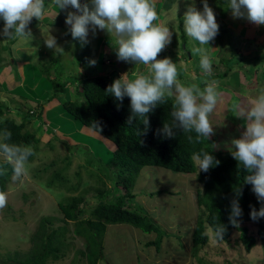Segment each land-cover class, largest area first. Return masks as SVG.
I'll return each instance as SVG.
<instances>
[{
  "label": "rangeland",
  "instance_id": "rangeland-1",
  "mask_svg": "<svg viewBox=\"0 0 264 264\" xmlns=\"http://www.w3.org/2000/svg\"><path fill=\"white\" fill-rule=\"evenodd\" d=\"M195 1L197 2L178 0L174 7L165 0L156 2L159 16L156 22H162L168 26L175 38L179 36L181 39V35H185L183 41L191 51L190 59L182 61L181 48L172 49L174 46L171 41L157 58H170L177 66L178 80L186 86L199 83V78H194L193 70L200 68V56L192 54V49L197 47L196 41L185 33L183 26L181 30L179 29L176 25L178 24L176 17L180 14L182 18V12L183 15L185 13L182 7H178L179 3L186 4L187 7L194 5L197 10L202 11L203 4L201 5L199 0ZM207 1L208 5L209 2L213 3L212 0ZM84 2L86 0H81V3ZM45 9L44 18L40 21L34 20L35 23L30 28L32 37L23 40L15 39L9 48L10 53L6 51V53H0V57H4V62H6L0 65V101L6 105L10 117L18 123L22 122V132H28L36 139L33 146L34 155L28 162V177L24 178L23 182H14L11 174L8 181L10 188L5 191L7 205L0 209V261L13 262L11 258L23 260L31 245L28 240L30 235L34 234L40 220L48 217L50 224L47 226V231L50 235L47 246L56 247L62 254L56 260L48 261L46 264H73L75 258L79 257V251L83 249L81 243H85L86 251L90 249V242L87 239V232L80 225L63 220L57 212L56 205L67 197L82 196L81 193H84L83 197L86 200L92 202L95 188H111V183L101 176L105 168L108 169L107 163L113 150L110 144H104L94 134L84 131L77 121L62 110L60 100L58 101L56 97L46 102L50 97L48 91L51 85L38 71L36 64L38 61L50 62L56 57V63L53 66L57 71L66 74L65 77L79 76L85 72L83 68H85L90 49L87 63L90 64L89 62L93 60L96 62L95 69L92 71L95 75L115 69L119 79L125 74L128 78L130 75L135 79L134 73L147 74L148 69L142 64L135 65L118 60L115 53L116 37L114 34L101 30L93 34L90 30L89 43L82 46L78 40L72 38L68 30L50 26L54 23L53 13L58 14L57 19L61 17L56 7L45 0ZM165 9L168 10L165 11ZM212 9L215 10L214 7ZM68 11L74 10L69 7ZM162 11L164 13H161ZM220 23L228 28L235 38L231 40L239 46V52L242 53L244 59L248 54L250 56L254 53L258 56L264 55V26H258L244 18H233L229 9ZM49 35L55 37L57 46L62 51L52 50L45 46L43 41ZM98 44H103L104 52ZM210 50L213 54L212 52L207 54L212 64L216 63L217 55L219 57L226 54L227 56H224L226 58L229 54L227 49L219 50L218 48L216 50L211 47ZM259 58L264 61V56H259ZM77 59L79 63H76ZM255 63L254 61L240 63L243 68L237 76L238 79L242 78L239 87L237 80L232 78L231 74L217 80L214 77L215 74H212L205 80L218 82L221 97L217 107L220 109L222 106L219 104L223 102L228 104L227 116L221 119L220 123L218 120H210L214 135L218 138L215 150H232L231 141L239 139L242 135L240 130L246 125V118L239 116L242 112L239 97L249 96L250 100L258 95L260 89L264 88V84L261 83V81L264 82L263 69L255 68L256 73L262 74V76L260 74V80L256 76L255 81L259 84L257 88L253 84L255 81L250 82V85L244 83L246 79L251 81L250 76L253 74L245 73V70L253 69ZM190 67L193 70H188ZM200 74L197 76L202 77ZM72 78L76 79V77ZM233 89L239 96L231 93ZM68 98L76 99L71 93H68ZM244 105L248 106L246 103ZM39 106L43 107V112L38 118L36 112ZM24 107L29 108L26 114L31 115L22 121L15 112L16 109ZM217 107L213 113L218 110ZM238 111H240L239 115ZM96 159L100 161L98 164L94 162ZM4 162L3 157H0V163ZM57 172L60 173L61 180L52 177V174ZM194 181L191 174H174L155 167L142 168L135 179L132 191L136 195L138 211L146 214L147 217L155 218V224L164 235L160 239L158 250L153 246H145L146 242L154 241L155 233L147 234L126 225L110 224L106 226L103 239L102 261L96 264H197L195 258L192 257L191 242V233L197 219ZM46 183H51L53 186L49 187ZM66 188L71 189L72 192H68ZM89 188H91L90 191H88ZM158 190L161 193L157 195ZM167 192H172L174 195L166 194ZM251 194L257 197L254 192ZM246 229L247 235L255 237L254 226L246 225ZM239 236L240 232L234 230L229 242L225 243L214 239L212 234L206 230L205 261H209L210 264H264L262 241L255 240V244L246 253L239 242ZM77 264L91 263L84 257H80Z\"/></svg>",
  "mask_w": 264,
  "mask_h": 264
},
{
  "label": "trees",
  "instance_id": "trees-1",
  "mask_svg": "<svg viewBox=\"0 0 264 264\" xmlns=\"http://www.w3.org/2000/svg\"><path fill=\"white\" fill-rule=\"evenodd\" d=\"M49 4L48 0H46ZM158 0H156L157 2ZM169 5L173 0H165ZM200 4L201 0L198 1ZM208 2V1H207ZM209 2L210 7L215 8L216 22L219 25V32L215 39L210 42L207 48V53L212 52L211 47L216 46L220 49L228 50V57L220 55L216 59V63L212 64L211 74H205L201 67H190L188 70L195 72V79L199 78L197 84L201 89L205 86L204 81L210 75L215 74V78H225L229 74L237 80V85H241L242 78H237L242 72L243 66L241 62H256L253 69L245 70V73H253L250 76L252 82L259 78L261 73H256V69L264 71V61L258 59V54L254 53L251 56L248 54L244 59L239 46L235 45L231 38H234L228 28L223 27L220 23L228 11V0H212ZM168 4H164L167 6ZM163 5V6H164ZM202 5V4H201ZM160 6V5H159ZM158 6V7H159ZM157 7V9H158ZM168 9H165V11ZM158 12V10H157ZM161 13H164L163 11ZM166 13V12H165ZM61 14V13H60ZM58 15V14H57ZM58 17V16H57ZM56 17V21L59 20ZM59 18V17H58ZM179 19V18H178ZM37 21L35 18L30 22L28 28L30 30L32 24ZM66 20V19H65ZM65 20L62 27L68 29ZM176 24L181 30L182 19L177 20ZM157 23V22H156ZM52 24H50L51 26ZM4 27V22L0 20V31ZM177 27V30H178ZM179 30V31H180ZM175 38L172 37V49L175 47L181 48V57L184 61L191 57V51L187 48V44L183 41L185 35ZM235 39V38H234ZM15 40H5L0 36V53H10V46ZM227 43V44H226ZM214 45V46H213ZM197 47H201L196 42ZM90 50V49H89ZM88 50L87 62L90 57ZM6 51V52H5ZM213 54V52H212ZM261 56V55H259ZM216 57V56H215ZM262 57V56H261ZM50 62H37L38 71L43 74L46 80L51 85L48 91L50 97L46 102H50L55 97L60 100L59 104L62 110L69 115L73 120L77 121L84 131L90 132L98 137H101L105 142H109L113 146V153L107 163L103 176L112 185L111 188L98 189L93 192V201L89 202L83 196H71L65 198L62 202L56 205L57 212L66 222H73L80 225L87 232V239L90 242L89 248L86 249L84 242L81 243L84 251H79L78 259L75 258L73 264H77L80 257H84L89 263L96 264L102 261L103 239L106 231V226L112 224L126 225L141 231L142 233H155L154 241H148L145 246H153L158 250L162 232L153 223L150 217L138 211L136 204V195L132 193L135 178L138 171L144 166L159 167L176 174H189L195 172L196 167L190 159L194 152H207L219 160V165H213L207 172L199 171L195 173V206L197 210V219L192 233V257L195 258L197 264H210L205 261V250L207 246L206 230L210 227L215 229L217 225L222 224L225 227L223 242H229L230 235L234 230L240 232L239 242L242 244L243 251L248 252L255 244V240H261L264 245V218H259L253 221L250 217L252 208L259 211L261 203L258 202L251 193L252 185L245 183V177L250 173L239 165L232 157V150H215L213 144L215 138L210 139L202 137L199 143L194 142L196 133H185L176 129V135L168 138L159 130H162L164 123L173 124L171 116L173 99L168 98L165 103L158 104L157 107L148 114L149 125H143V119L137 117L129 124V117L132 115L130 108V99L125 97L123 101L116 100L106 89L113 83L117 77L116 70H109L102 73L94 74V66L85 61V72L76 77H65L61 71H57L53 66L56 63V57ZM190 59V58H189ZM214 59V58H212ZM4 62V57H0V65ZM76 63H79L78 59ZM259 65V66H258ZM53 66V68H50ZM125 69V68H124ZM245 69V68H244ZM243 69V70H244ZM200 71V75L197 72ZM264 74V72L262 73ZM261 74V76H262ZM79 77V78H77ZM128 79H133L130 76ZM261 78H259L260 80ZM246 81H248L246 79ZM244 81V82H246ZM250 81V80H249ZM264 84V82L261 81ZM256 88L258 81L253 83ZM71 89V92H69ZM235 90V89H233ZM236 91V90H235ZM68 93L76 97L74 100L68 98ZM29 108L26 107L16 109V114L21 120H26ZM43 112V107L39 106L36 112L39 118ZM10 112L6 105L0 101V132L7 129L12 133L10 143L20 145H30L32 148L36 143V139L28 132H22V122L9 116ZM34 115L32 114V117ZM93 122L99 123V129L92 127ZM188 136H192L193 140L189 141ZM32 156L29 158L31 161ZM91 162V160H89ZM97 164L98 159L94 160ZM0 168L6 169L0 173V191H6L10 188L9 178L12 174L11 166L5 162L0 163ZM92 177L93 174H90ZM52 177L62 179L59 172L53 173ZM94 177V176H93ZM96 177V175H95ZM100 181V180H99ZM47 186H53L51 183H46ZM68 192H72L68 189ZM239 189L240 195L237 196L236 190ZM91 188L88 189L90 191ZM161 191H157V195ZM151 197V195L149 196ZM238 199L242 209V215L238 218V226H233L229 222L231 212V201ZM92 204V205H91ZM44 217L38 223V226L33 235L28 239L31 243L27 256L23 260L11 258L14 262L0 261V264H46L48 261L56 260L61 253L56 247H48L47 240L50 232L47 231L49 226V218ZM246 224L254 226L255 237L247 235ZM52 231V230H51ZM238 242V243H239ZM239 254V252H238ZM49 259V260H47Z\"/></svg>",
  "mask_w": 264,
  "mask_h": 264
},
{
  "label": "clouds",
  "instance_id": "clouds-1",
  "mask_svg": "<svg viewBox=\"0 0 264 264\" xmlns=\"http://www.w3.org/2000/svg\"><path fill=\"white\" fill-rule=\"evenodd\" d=\"M176 1L178 0H173V7ZM48 2L67 12L65 23L69 28H62L68 30L72 38L78 40L82 46L89 43L90 30L93 34L101 30L116 37L115 51L118 60L147 66V74L134 73L135 79H128L125 74L120 79L114 80L106 89V93L118 101L122 102L125 97L130 99L132 115L129 117V124L133 119L141 117L144 118L143 125L147 127L148 114L158 104H163L168 98H172L173 124L164 123L162 130L159 131L168 138L176 135V129L185 133L194 131L196 133L194 142L199 143L202 137L210 139L213 136L217 143L218 138L214 135L209 116L220 102L218 82L204 81L203 89L197 84L186 86L178 80L177 66L170 58H157L171 43L173 32L164 23H156L159 20L156 0H86L84 3H81V0H48ZM201 2L202 11L197 10L194 5L187 7L186 4L179 3L178 7H182L185 13L183 15L182 12V18L178 14L176 19H182L181 26L184 27L185 33L201 46L194 47L192 54L200 56L201 69L205 74H211L212 60L207 54V48L203 46L210 48V42L218 35L219 25L216 22L215 10L209 7L207 0ZM69 7L74 11H67ZM228 8L233 18H244L258 26H264V0H228ZM45 13V0H0V20L4 22L0 36L5 40H23L32 37L28 28L30 22L33 18L42 20ZM43 42L49 49L62 51L57 46L55 37L51 35ZM213 48L218 49L216 46ZM181 60L184 61L183 58ZM89 63L94 66L96 62L93 60ZM197 73L200 74V71ZM248 82L244 83L250 85L252 80ZM249 104L250 108L243 113L247 121L244 126L245 131L239 139L231 141V155L250 173L245 177V183L252 185V191L261 203L259 211L252 208L250 213L251 219L256 221L264 218V88L260 89L257 96L250 99ZM92 127L100 130L98 122H93ZM11 137L12 133L7 129L0 132V157L11 166L12 180L23 182V179L29 175L28 162L34 155V150L30 145L10 143ZM98 138L104 144H110L101 137ZM188 139L192 141L193 137L188 136ZM213 147L215 148V144ZM190 159L196 167L195 172L189 173L193 175V180L198 170L207 172L214 164L220 163L207 152H194ZM5 171L6 169L0 168V173ZM236 193L237 196L240 195L239 189ZM166 194L174 195L172 192ZM6 205L7 193L0 191V209ZM241 215L239 201L233 199L229 222L233 226H238V218ZM150 219L154 224L156 223L155 218ZM208 232L214 239L223 240L225 227L220 224L215 229L210 227Z\"/></svg>",
  "mask_w": 264,
  "mask_h": 264
},
{
  "label": "crops",
  "instance_id": "crops-1",
  "mask_svg": "<svg viewBox=\"0 0 264 264\" xmlns=\"http://www.w3.org/2000/svg\"><path fill=\"white\" fill-rule=\"evenodd\" d=\"M56 10H57V12H59V14L61 13V17H60V19H59V22H57L56 21V17H57V15H55V13H53V15H52V17L54 18L53 19V21H54V23L52 24L54 27H56L57 26V28L60 26V27H62V24H63V21L66 19V15H67V13H66V11L65 10H60V9H58L57 7H56ZM69 10V9H68ZM67 10V11H68ZM103 39V38H102ZM104 41V40H103ZM104 43V42H103ZM99 45V44H98ZM99 48H101L102 49V51L104 52V46H103V44H101V45H99L98 46ZM101 51V52H102ZM116 53V52H115ZM235 96H239V94L235 91V90H233V92H232ZM249 96H246V97H239V99H238V101L241 103V107H240V111H242L241 113H240V115H239V112L240 111H238V115L239 116H242V117H240V118H244L245 116L243 115V113L244 112H246L250 107V104H249V98H248ZM252 98H254V97H252ZM244 103H246L248 106H245L244 105ZM219 105H221L222 107L219 109L218 107V110L215 112V113H211L210 114V116H209V120H218L219 121V123H220V121H221V119L223 120L226 116H227V113H228V111H227V106H228V104L226 103V102H223L222 104H219ZM238 122V121H237ZM239 123V122H238ZM246 123H247V121H246ZM246 126V125H245ZM241 128V127H240ZM244 129V127L240 130V133H243L245 130H243Z\"/></svg>",
  "mask_w": 264,
  "mask_h": 264
}]
</instances>
